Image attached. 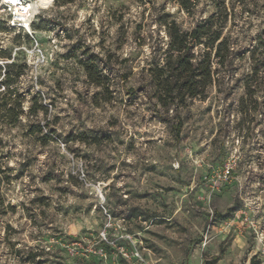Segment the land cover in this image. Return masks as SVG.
Here are the masks:
<instances>
[{
    "label": "rangeland",
    "instance_id": "1",
    "mask_svg": "<svg viewBox=\"0 0 264 264\" xmlns=\"http://www.w3.org/2000/svg\"><path fill=\"white\" fill-rule=\"evenodd\" d=\"M212 1L197 0L188 14L177 0H53L33 14L49 30L0 32L6 62L27 66L15 83L23 110L33 97L46 107L16 127L0 119V264H127L106 246L101 259L69 256L56 243L87 249L105 227L119 245L129 246L120 236L130 235L152 264H264V75L244 86L264 0H225L224 32L242 53L236 81L177 106L155 98L163 22L188 31L215 12ZM88 58L106 76L104 88L89 82ZM228 160L229 185L209 187Z\"/></svg>",
    "mask_w": 264,
    "mask_h": 264
},
{
    "label": "trees",
    "instance_id": "2",
    "mask_svg": "<svg viewBox=\"0 0 264 264\" xmlns=\"http://www.w3.org/2000/svg\"><path fill=\"white\" fill-rule=\"evenodd\" d=\"M56 4L70 3L71 0ZM232 6L246 7L253 0H231ZM179 8L186 13H191L197 0H177ZM215 12L208 15L188 31L182 30L175 21H164L168 44L163 55V65L155 76V98L163 106L185 104L187 100H203L206 98L210 87L221 88L225 82H234L236 70L235 61L242 58V53L235 46L231 35L225 31L228 17V8L225 0L212 1ZM49 21L40 20L32 22L34 31L49 30ZM6 22H0V32H8ZM256 45L252 46L250 58L251 74L246 79L245 88L249 91L252 86L258 85L264 75V32L255 39ZM0 59L4 62L3 94L0 96V119L7 127H16L22 116H35L39 112H46V107L37 104V98H31L27 113L23 110L25 97L19 93L16 80L22 76L27 66L18 65L10 60V53L0 48ZM81 65L90 83L98 88L106 85V76L99 70L94 59L88 58L81 61ZM1 70V68H0ZM39 127L37 132H41ZM180 124L174 128L175 135H179ZM229 209V213L232 212ZM216 215L215 221L229 218V214ZM217 259V258H215ZM250 264H260L255 258Z\"/></svg>",
    "mask_w": 264,
    "mask_h": 264
},
{
    "label": "built area",
    "instance_id": "3",
    "mask_svg": "<svg viewBox=\"0 0 264 264\" xmlns=\"http://www.w3.org/2000/svg\"><path fill=\"white\" fill-rule=\"evenodd\" d=\"M0 7L4 15V21L11 29H23L28 35L32 36L33 31L31 24L34 20V15L31 14L30 2L28 0H0ZM25 23L28 27L24 26ZM34 46L39 54H42L38 48L39 44L34 39ZM235 166L234 161L228 160L222 169L215 172L211 178L207 180L209 187L211 188H226L231 179V173ZM105 214L109 217V214L105 211ZM247 220L245 219V222ZM109 230L105 227L98 235L96 243L84 248L83 241H75L71 243H58L61 250L66 252L69 256H86L88 254H94L100 256L101 259L107 258V252L104 247H109L116 251L117 256L121 257L127 264H152L141 253V251L132 244V237L128 234H122L121 239L125 240L129 246L119 245L116 240H112L108 235ZM52 242L54 240L52 239Z\"/></svg>",
    "mask_w": 264,
    "mask_h": 264
},
{
    "label": "bare ground",
    "instance_id": "4",
    "mask_svg": "<svg viewBox=\"0 0 264 264\" xmlns=\"http://www.w3.org/2000/svg\"><path fill=\"white\" fill-rule=\"evenodd\" d=\"M52 2L53 0H37L35 5L30 4L31 14L33 15L35 13L39 5H49L52 4ZM24 26L28 27V24L25 23Z\"/></svg>",
    "mask_w": 264,
    "mask_h": 264
}]
</instances>
